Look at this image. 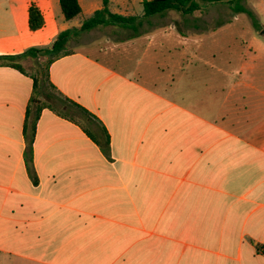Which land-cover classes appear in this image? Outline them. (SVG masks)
Listing matches in <instances>:
<instances>
[{"label":"crops","instance_id":"0c3cea01","mask_svg":"<svg viewBox=\"0 0 264 264\" xmlns=\"http://www.w3.org/2000/svg\"><path fill=\"white\" fill-rule=\"evenodd\" d=\"M28 9L0 0V56L79 27L44 33L38 8L31 31ZM247 11L223 57L216 29L128 12L136 29L77 36L50 92L0 67L1 264H264V0Z\"/></svg>","mask_w":264,"mask_h":264},{"label":"rangeland","instance_id":"374dc122","mask_svg":"<svg viewBox=\"0 0 264 264\" xmlns=\"http://www.w3.org/2000/svg\"><path fill=\"white\" fill-rule=\"evenodd\" d=\"M79 5L82 9V15L84 17L89 16L97 10L102 5V0H78ZM196 3L199 4L201 11L195 12L192 15H182L176 11H168L165 13L166 16H164L162 19H158L156 23H161L164 27H169L172 24H175L178 28V31L180 34H183L185 37L189 33H194L195 36L202 37L203 31H211L212 29H216V40H218L216 43L219 44L221 42V46L223 45L224 50H220V56L225 55V51L227 48L232 49L233 51L237 50L240 45L239 44H233V41L230 38V34H234L233 36L236 37L237 35H242L241 33V26L249 27L248 25H251V21L249 16L242 13H232V6L229 4H217V5H208L205 3H202L201 0H195ZM142 0H108V7L112 12L116 13H143V7H142ZM239 4L242 5L244 8H247L249 10L251 6H256L258 4V0H238ZM30 4H34L37 8H39L45 15V21H46V29L43 30L44 33H46V30L49 29L51 25L62 23L64 20L62 18V14L60 12V7L58 0H12V10L21 12V15L23 18H27V9L30 6ZM15 5V6H14ZM261 6V5H260ZM233 14V15H232ZM237 16L238 19L234 21V18ZM24 19V20H25ZM230 21L229 25H232L231 27L222 28V31L220 30V25L223 24V22ZM27 24V21H25ZM172 25V26H175ZM226 26V25H225ZM221 31V32H220ZM114 33L113 27H101L99 28V32H94L93 37L104 36V37H110L112 38ZM123 32H121L122 34ZM58 35L54 37V41L56 40ZM182 37V35H180ZM221 37V39H220ZM84 40H90V38H73L69 44V51L75 52L79 50L82 47V43ZM51 42V41H50ZM53 43V42H52ZM52 43H48L46 45L38 46V47H30V48H47L52 45ZM218 44L216 47H218ZM166 46V44H164ZM28 48V49H30ZM26 49V50H28ZM24 50V51H26ZM23 51V52H24ZM203 53V52H202ZM210 53V50H209ZM218 54V55H219ZM207 53L205 55H202L204 58H208ZM22 68H24L25 71L28 73H33L38 69V64L35 60L32 59H25L19 63ZM34 74V73H33ZM167 75V73H165ZM43 88L48 89L47 85H43ZM48 92L49 89H48ZM54 96V95H53ZM42 100L45 98L41 97ZM53 103V105L60 110L62 107L59 103L55 104V101H50ZM59 107V108H58ZM76 121L83 125L84 127L88 129H92L93 127L88 123L85 117H75ZM1 264V259H0Z\"/></svg>","mask_w":264,"mask_h":264},{"label":"trees","instance_id":"16d2710c","mask_svg":"<svg viewBox=\"0 0 264 264\" xmlns=\"http://www.w3.org/2000/svg\"><path fill=\"white\" fill-rule=\"evenodd\" d=\"M208 5L229 4L232 6V13H247V11L238 0H201ZM143 16L149 18L155 15L163 14L167 11H176L182 15H192L201 11V8L195 0H142ZM61 13L64 20L78 21V28H71L60 32L56 40L47 48H30L17 55L0 56V67H10L18 70L22 74H28L19 64L25 59L35 60L39 65L38 69L32 74L35 92L40 87L48 84V68L56 60L71 54L69 44L71 40L79 34L88 32L99 27H123L136 29L141 17L134 15H122L113 13L108 5V0H102L100 9L94 11L87 17L82 15L81 7L78 0H59ZM232 14V15H233ZM28 25L31 31L39 30L43 25L42 15L39 9L31 4L28 9ZM35 98V96H34ZM33 100V99H32ZM108 147V141L106 142Z\"/></svg>","mask_w":264,"mask_h":264}]
</instances>
